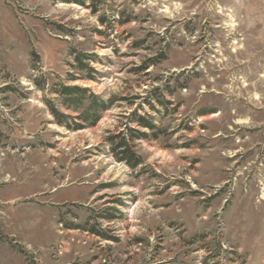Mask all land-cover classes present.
Returning a JSON list of instances; mask_svg holds the SVG:
<instances>
[{"label":"rangeland","instance_id":"374dc122","mask_svg":"<svg viewBox=\"0 0 264 264\" xmlns=\"http://www.w3.org/2000/svg\"><path fill=\"white\" fill-rule=\"evenodd\" d=\"M0 264H264V0H0Z\"/></svg>","mask_w":264,"mask_h":264},{"label":"trees","instance_id":"16d2710c","mask_svg":"<svg viewBox=\"0 0 264 264\" xmlns=\"http://www.w3.org/2000/svg\"><path fill=\"white\" fill-rule=\"evenodd\" d=\"M75 59L80 62L79 57H75ZM81 63V62H80ZM80 66H83L80 64ZM85 67V66H84ZM55 94L61 97L62 104L69 109L77 111L80 107H82L83 103L87 102V107L84 108L83 111L79 114L80 119L82 121L88 123L89 127L94 126L101 118V113L109 109L111 100L103 101L98 96L90 93V91L86 88H82L79 86H64L61 85L59 88L54 90ZM159 104L162 105V102L159 101ZM51 114L55 117L56 123L59 125H63L69 127L68 122L66 121L68 116L63 113H60L56 110V108L49 104ZM153 107V106H152ZM137 122L142 126L146 127L149 130H153L155 125L150 122L144 120L142 117L137 118ZM73 126H79L78 124L73 123ZM138 136H135L136 139L140 137H146L147 134L136 132ZM108 143L111 146V152L115 159L120 162L126 163L129 167L135 168L139 164H141V157L136 154V152L132 149V146L129 144L127 135L124 132H120L116 135H112L107 137ZM67 227L71 228H80L77 225L69 224ZM91 233L95 235L102 236V234L96 230L94 227L89 228Z\"/></svg>","mask_w":264,"mask_h":264}]
</instances>
